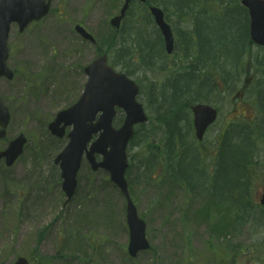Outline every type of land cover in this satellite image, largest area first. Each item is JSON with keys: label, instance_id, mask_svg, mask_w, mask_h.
Wrapping results in <instances>:
<instances>
[{"label": "rangeland", "instance_id": "1", "mask_svg": "<svg viewBox=\"0 0 264 264\" xmlns=\"http://www.w3.org/2000/svg\"><path fill=\"white\" fill-rule=\"evenodd\" d=\"M158 1L176 36L172 56L163 51L165 57H160V35L143 5L136 4L124 27L114 34L109 22L124 0H54L50 14L23 34L12 25L9 66L15 78L0 80V95L10 108L12 120L7 138L0 140V149L21 134L28 144L13 167L7 168L4 162L0 165V264H13L20 256L31 258V264H264V221L254 217L260 212L256 207L264 192V118L261 122L257 119V93L264 89V69L257 65L264 51L246 45L244 64L250 57L249 72H240V60L228 62L218 48V63L213 57L203 63L192 34L195 17L202 19L205 49L227 39V48L223 44L221 49L231 52L238 42L235 28L239 25L245 30L244 12L240 20L238 13L222 15L218 20L216 15L224 12L219 1L188 7L178 0ZM174 3L186 10L181 12ZM78 23L101 43L105 39L113 42L110 53L102 49L116 70L138 82V100L149 119L136 128V137L127 150L130 166L126 178L131 197L147 222L152 244V250L136 259L128 254L127 202L109 174L93 173L84 161L76 195L65 205L60 170L54 163L68 139L54 138L48 125L80 98L87 82L84 68L98 56L96 45L75 33ZM137 33L147 41H156H150L155 45L150 48L155 52L152 58L141 61L138 44L143 38ZM128 53L132 57H126ZM197 62L201 69L196 72ZM189 73L195 80L191 93L181 94L173 104L172 85L181 74ZM212 76L214 83L209 78ZM186 83L187 79L179 80L177 88ZM196 103L212 105L220 112L203 142L197 141L193 129L190 108ZM175 115H184V119L173 125ZM121 117L122 112L116 121ZM161 117L175 130L161 122ZM236 123L239 125L234 128L248 129L254 139L249 179L243 181L247 194L244 187L229 194L239 181L214 174L223 134ZM172 142L179 183L167 158ZM234 154L244 158L240 150ZM212 191L225 199L246 194L244 202L256 212L247 214L245 206L235 207L233 200L213 199L208 195Z\"/></svg>", "mask_w": 264, "mask_h": 264}, {"label": "water", "instance_id": "2", "mask_svg": "<svg viewBox=\"0 0 264 264\" xmlns=\"http://www.w3.org/2000/svg\"><path fill=\"white\" fill-rule=\"evenodd\" d=\"M133 0H125L120 15L111 20V25L119 29L121 23ZM144 3L146 0H139ZM52 0H0V78L7 77L12 80L13 72L9 69L8 38L11 25L18 23L20 32H24L33 21H39L48 15ZM243 6L249 9L251 18L250 34L252 40L264 46V0H242ZM155 22L161 30L168 54L174 51V36L171 27L166 23L164 12L156 7L151 8ZM76 31L85 39L95 42L92 35L81 26ZM89 77L85 91L80 100L68 110L57 115L56 120L49 126L53 135L64 138L68 127L73 126L69 133V145L57 157L56 164L62 169L63 190L70 201L77 188V175L81 168L84 154L96 172L100 169L108 171L111 180L122 191L127 199V222L130 230L129 253L135 258L141 251L150 248L146 237V223L139 217L128 190L125 174L128 169L127 147L133 138L134 127L145 123L147 117L143 106L138 103L139 87L125 74L116 72L108 66L106 55L97 58L85 69ZM123 109L126 120L120 129L113 127L116 116V108ZM194 113V126L198 140H203L204 135L218 116L213 107L198 104L192 107ZM99 116L98 121L97 116ZM10 122V113L0 98V127L7 128ZM95 135L98 139L93 142ZM6 132L0 130V138H4ZM27 143L24 135L10 143L5 151H0V161L5 159L7 166H12L24 151ZM96 155L103 157L98 162ZM264 205V195L261 200ZM15 264H29L25 258H19Z\"/></svg>", "mask_w": 264, "mask_h": 264}, {"label": "trees", "instance_id": "3", "mask_svg": "<svg viewBox=\"0 0 264 264\" xmlns=\"http://www.w3.org/2000/svg\"><path fill=\"white\" fill-rule=\"evenodd\" d=\"M179 2H181L183 5L185 6H190L192 4H196V3H205L208 4L210 1L214 2V1H219L222 3V6H224V12L221 13L220 15H216V18L219 20L222 18V15H224V13L226 12V14L228 15H231V11L234 10L235 6H237L239 4V0H178ZM150 3H158L159 1L158 0H149ZM174 5L177 6V8L181 11V12H184L186 9L183 8V7H179L177 4L174 3ZM207 9V8H205ZM210 10V9H209ZM131 13H132V10H131ZM131 13L129 14V17L131 16ZM208 16V15H206ZM205 18V17H204ZM129 20V18H127V21ZM195 29H193V35L195 36V39H196V45H197V49H198V59L200 61H202L204 63V59H206V53H209L210 51V47H208V49H205V42L204 40H206L207 36H205V32L200 28V25L202 23V19L198 16L195 17ZM233 33H237V34H240V37H244L245 39L243 40L242 44H245L247 42V39L249 38L248 37V25L246 26V29L244 32H242V30H238V31H235ZM191 34V33H190ZM131 34H129L128 32H126V35L127 37H130ZM137 35L141 38H143V36L141 34H138ZM235 35V34H234ZM108 42L107 39H105V41H103V43L100 44V48L99 51L102 53H104V49H102L103 47H109L110 44L109 43H106ZM188 42V41H187ZM222 43L225 45V47L227 48V45H228V41L227 39L223 40ZM105 44V45H104ZM108 44V45H106ZM238 44V42H237ZM104 45V46H103ZM147 45L149 47L150 45V42H147ZM139 46V55H140V58H141V61H144L146 58H152L155 54L154 51H152L151 49H146V42H145V39L143 38L142 39V42H139L138 44ZM107 47V48H108ZM242 46H239L237 48V46L235 45V47L232 49V50H238V52H235V53H229V52H224L226 54V58L227 59H238V60H242L243 56L246 55V49H243ZM231 48H230V51H232ZM212 53V57L214 56V51H211ZM132 57V55L130 53H128V56L126 57ZM165 55L160 52V57H162ZM125 57V56H124ZM197 60V61H199ZM207 60V59H206ZM264 60V58H263ZM262 60V61H263ZM199 63V62H197ZM241 67V66H240ZM260 67H262V65H260ZM201 69V66H200V63L198 65V68L196 69V72ZM245 69V67H244ZM198 76H200V74H198ZM210 80L212 81V83L216 82L214 81L213 79L215 78L214 76L212 77H209ZM188 81V83H186L184 86H181L180 88H177V82L180 80V81H184L186 80ZM196 81L198 82L200 79L199 77L196 76ZM203 79V78H202ZM190 80V81H189ZM204 80V79H203ZM205 81H209L208 79H205ZM194 82L195 80L193 79V75L192 73H189L188 75H182L181 74V79H176L175 80V83L172 85V88L174 90L171 98L172 100H179V97L181 94H184V93H188L190 94L191 93V90H192V87L194 85ZM258 95V102H259V105H260V109L262 111H264V89H261L258 91L257 93ZM168 113V112H167ZM174 112H172L171 115H173ZM252 124V123H250ZM249 124V125H250ZM249 133H247L245 130L240 134L238 135L237 138L240 139V141L238 142H235L234 139H233V136H231L230 134L227 136L226 138V141L224 142L223 144V158H222V166H223V169L222 171L224 172L223 174V178L225 179L226 177H230L232 179H237L239 181V183H242L241 180L245 181L246 179H249V174H250V168H249V158H250V154L252 153V146H254V139L252 138V135H251V131L248 130ZM237 150H240L242 151V154H244V158H240V155L238 156H235V151ZM247 156V161H246V156ZM242 159H245V160H242ZM175 179V177H174ZM177 180H175L176 182ZM178 182V181H177ZM240 185H237L235 190L233 189V187L231 186L230 188V192L229 194H234V191H238L240 189L239 187ZM190 188L192 189V187L190 186ZM194 191V189H192ZM240 194V193H238ZM230 200V199H229ZM233 200V204L236 206H240V205H244L245 208L250 211V208H248L246 205H245V202H243L241 196L239 195V198L238 199H232ZM263 211V210H262ZM255 220H257V216L255 217ZM263 220H264V217H263Z\"/></svg>", "mask_w": 264, "mask_h": 264}]
</instances>
